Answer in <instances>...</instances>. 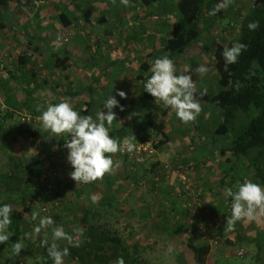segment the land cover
Segmentation results:
<instances>
[{"label":"crops","instance_id":"obj_1","mask_svg":"<svg viewBox=\"0 0 264 264\" xmlns=\"http://www.w3.org/2000/svg\"><path fill=\"white\" fill-rule=\"evenodd\" d=\"M136 1L128 0L125 4L122 0H0V64L4 60L8 61L11 73L8 81L0 85V109H5V112L0 110V122L5 127V120L16 121L19 113L25 110L39 116L38 108L42 111L49 103L65 99L81 114L90 113L95 117L103 109V102L112 94L122 103L124 111L114 109L117 120L113 121L110 133L120 130L129 117L142 130L149 113L152 114L155 122L145 130V135L149 136L153 129L158 128L160 136L168 139L166 145L157 151L154 158L139 166L120 153L114 154V159L122 161L121 166L112 174H105L97 181L83 184L82 187L86 189L74 192L77 207L80 208L81 204L86 207H83V211L94 209L96 204L90 196L95 193L100 196L96 206L99 208L103 206L104 197L113 198L114 195L110 194L115 193L116 200H112L116 205H108L110 209L115 207L120 210L119 206L124 205L128 212H174L175 204L181 202L172 192L175 177H165L162 168L168 163L174 169L194 163L196 170L192 172L190 180L201 189L203 201L210 212L208 218L205 216L201 219L203 227L200 236L197 234L198 240L194 241L189 236V243L210 245L207 264H218L222 258L237 256V251L241 249L248 252L258 238L264 239V224L253 223L254 220L238 221L231 227L227 224L231 212L223 211L229 202L231 204V197L226 195L225 190H235L234 181L237 182L238 171L225 172V159L220 155L221 146L217 139L212 138L204 143L207 130L205 124L210 119L204 105L196 120L188 123V129L182 133L192 130L191 136L181 140L175 136V130L172 131L168 126L166 116L158 113L155 106L150 110L146 100L140 96L142 79H147L151 74L149 71L143 73L141 66L144 62L151 65L158 56H162L163 42L171 35V23L165 19L167 16H164L162 1L149 6L140 0ZM169 16L174 18L172 14ZM67 31L72 32L69 42L62 46L57 44V38ZM212 35L221 34L213 32ZM205 36L202 46L212 50L214 46L209 42L207 32ZM179 61L176 62L178 72L196 73L195 62L193 64L189 61L190 64L187 61L192 66L187 67L179 65ZM194 81L198 87V80ZM25 90L30 91L29 97ZM118 91H124L126 98H120ZM160 104L164 105L162 102ZM164 108H167V116L174 112L170 107ZM158 114L162 117H158ZM216 116L217 112L214 114L215 119ZM24 129L21 126L19 132ZM176 130L179 131L178 128ZM128 132L129 135L134 134L131 129ZM141 135L144 136L142 131ZM50 138L55 139L53 144L59 146L61 154H64L61 157L66 159L68 150L64 142L68 137ZM170 145L172 148L168 150ZM207 172L211 176L204 178ZM155 178L159 179L158 185H155ZM116 188L121 189L117 195ZM149 192L156 195L151 205L148 204ZM87 202L92 203V206H87L90 205ZM257 217L260 218L259 215ZM255 224L257 227H254ZM139 226L135 232L136 238L129 241H142L143 245L145 243L141 238L145 224ZM240 228L246 231L248 239L238 233ZM215 239L219 242L212 245ZM256 245H259L258 256L264 251V245ZM235 246L239 249L235 250Z\"/></svg>","mask_w":264,"mask_h":264},{"label":"trees","instance_id":"obj_2","mask_svg":"<svg viewBox=\"0 0 264 264\" xmlns=\"http://www.w3.org/2000/svg\"><path fill=\"white\" fill-rule=\"evenodd\" d=\"M140 1L147 6L156 1H162L164 16L169 17L171 14L174 15L175 20L170 25L171 35L163 42L162 56L168 55L174 60L175 64L179 60H189L195 64L199 59L198 57L204 58L208 56L207 53H209V50L202 46V40L206 37L205 33H208L209 42L214 46L211 52L213 64L217 72L215 81L217 90L213 93H208L196 87V99L209 112V122H214L211 126L212 135L218 139L221 146L220 155L225 157V164L229 165L228 168L226 167L225 172L238 171V174H236L241 182H243L245 175L253 174L255 176V182L264 185V0H252L253 4L248 13L239 15V18H237L240 22L237 43H243L246 48L242 51L238 61L228 65L227 69L225 68L222 53L225 48L230 47L228 37L225 34L213 36L211 30L212 21L219 22L214 18L215 15L211 14V11L220 0ZM216 15L222 14L217 12ZM228 16L223 17V19L227 18L225 20L230 21V17L228 18ZM252 22L258 23V26L254 30L248 27ZM179 64L186 65L184 63ZM149 67L150 63L144 62L141 66L143 73L148 72ZM143 73L141 77H143ZM177 73L180 74L178 71ZM145 81V78L142 79L140 96L146 100L147 107L151 110L152 106L156 105L154 104L155 98L145 92ZM25 92H27L26 96L29 97L30 91L25 90ZM33 93L34 91H32ZM120 104L122 103L120 102ZM155 109L157 111V106H155ZM216 112V117L219 120L216 122L215 127H213L215 124L214 114ZM30 114L33 117L38 116L32 113ZM147 119L144 127L140 130L135 121L133 119L131 121L129 117L125 120L120 130H115L110 134L122 139L124 136L129 135L128 130L131 129L134 131V134L131 135L138 137L136 143L142 142L147 137L145 130L155 122L154 116L150 113ZM37 131V129L25 128L24 131L19 133L9 132L0 122V141L12 146L20 141L21 137L27 134L36 135ZM141 131L144 136L141 135ZM156 131L159 132L158 128ZM162 135L165 137L164 134ZM222 139L225 140L222 141ZM167 142L168 139L162 138L161 136L160 143L156 146L157 150H161ZM53 143L55 142L51 140V144L53 146L56 145ZM39 165L41 163L38 156L32 159L25 158L17 168L9 171V173L0 175V203L12 205V224L8 229L10 239L4 244H0V264H23L20 261V256L12 253V245L17 240L27 243L30 250L32 249L29 232L37 221L32 220V213L35 211L38 200L35 192L40 186L36 183L35 179L38 171L39 174L44 173ZM243 173L245 174L243 175ZM52 174H47L44 178V182L48 188L54 187V182L58 180ZM75 186L77 187L78 184H75ZM75 186L73 184L68 186L69 190L73 191L74 196L76 195L74 192L78 188ZM42 188V191L46 192L44 191L46 189L44 185H41L39 190ZM84 188L86 189V187ZM78 190L82 191L80 188ZM51 196H57L58 200L63 198L65 201L64 205L66 204L65 206L67 207L71 205L73 208H78L74 196H70L67 193H51ZM104 198L106 199L107 197ZM112 199L116 200V197L114 196L113 198L104 200L103 207L112 205ZM115 209L117 208H113V210ZM60 212H63L64 217H67L66 220L68 219L71 222V217L68 218L66 216L64 208L55 213L61 217L63 214ZM82 214L83 216L79 221L82 235L77 234L75 236L77 240L81 239L82 242L78 247L72 249L70 255L74 261L73 264H119L121 259L126 264L134 255L132 250L140 248L139 245L142 246V244L132 241H128L129 244L124 245L121 236L117 233L110 237L95 234L93 232L94 225H90L89 216L91 212L84 210ZM43 215L47 216V212ZM72 221H74V218ZM184 227L183 225L177 226L174 229L168 227L166 231L174 236H179L184 233L187 235L189 233L188 228ZM137 229L136 227L133 228L127 240H134L136 238L135 232ZM187 250L188 254L183 252L177 257L180 260L179 264H207L208 257L211 253L210 245L188 243ZM135 254L140 253L135 251ZM138 258L139 256H134L132 262L137 263ZM44 260L45 264H53V261L48 257L47 253L44 256Z\"/></svg>","mask_w":264,"mask_h":264},{"label":"rangeland","instance_id":"obj_3","mask_svg":"<svg viewBox=\"0 0 264 264\" xmlns=\"http://www.w3.org/2000/svg\"><path fill=\"white\" fill-rule=\"evenodd\" d=\"M220 2H221V0L218 1V3H220ZM252 4H253L252 0H229V3L227 4V6L225 8H223L221 11H219L220 14H222V15H216L215 14L214 18L217 19L219 22L214 21V20L212 21V23H211L212 32H215L217 34L218 33L225 34L226 37H228L230 47L232 46V44L234 42L237 43V37H238L239 28H240V22L238 21L237 18H239V15L247 14L248 11L250 10V8L252 7ZM229 14H230V16H228ZM225 15L228 16V18L230 17V21L229 20L226 21L225 19H227V18L223 19V17H226ZM165 19L167 21H169L170 23H172V21L174 20V18L171 16L165 17ZM204 42L207 45H209L208 42H206V41H204ZM207 54H208V56H206L204 58L198 57L199 59L196 63V66L204 65L207 67L208 71L205 74H203V76L198 75L197 73H190V74H192L193 80L194 79L198 80L197 86L200 89H202L208 93H213L217 90L216 82H215L216 78H217V72H216V69H215L214 64H213L211 49L209 50V53H207ZM188 62H189V60H188ZM188 62L184 61V60L179 61V63H182V64L184 63V64L188 65L187 67H190L191 65H189ZM184 68H186V67H184ZM201 76H202V78L199 79V77H201ZM2 83H4V82H2ZM2 83H0V85ZM0 103H2L1 94H0ZM0 106H1V104H0ZM155 106H157L158 113H161L162 115L163 114L168 115V112L166 113L167 108L165 109L164 105L156 104ZM0 110L4 111L5 109H0ZM173 110H174V112L171 113L170 116L166 115V120L168 121L167 124L170 128H172V131L175 130L174 131V132H176L175 136L178 139L183 140L184 138L191 136L190 133L192 132V130L187 131L186 134H182L185 132V129H188L189 124L188 123L187 124L182 123L176 117L175 109H173ZM157 116L162 117L159 114ZM18 117H19V119L16 121H11V120L7 119L3 122L5 127L9 130V132L18 133L21 126H23L25 128L37 129L38 131H37L36 135L27 134L26 136L21 137L20 141H18L16 144H14L12 146L4 144L0 141V175H4L6 173H9V171H12L15 168H17V166H19L20 163L22 164V162L25 160V158L32 159V158H35V156H38L40 163H41V165H39V166H41L42 170L44 171V173H40V174L38 171V175L36 176V179H35L36 183L40 185L39 188H41V185L42 186L44 185L46 189L48 188V186H46V183L44 182L45 175L50 174V173L51 174L56 173L57 174L56 177L58 178V180L56 182H54V187H50L47 190L44 189V191H46V192L42 191L43 188L41 190H39V188H38V189H36V192H35V195L38 198L37 204L35 207V211H38L41 216H44L43 214L47 212V216H51L53 218L54 224L50 227L42 229L40 235L36 238H33L32 228H31L30 232H29V237H30V241L32 244V249L30 250L27 243L22 242L24 244V249L19 254L20 261L23 264H45L44 256L47 253V250L45 247L41 246V240H47L49 242V244L52 243V230L56 226L62 225L64 230L67 233H69L70 235H72V237H73V241L71 244H69V242L66 240L56 241V243H58L61 248L69 247L70 248V254H71L72 249L75 247H78L79 244H81V242H82L81 239L77 240L75 238V236L77 234L82 235V231H81V227H80L81 225L79 224V221L83 216V214H82L83 207H85V205L82 206L81 204H79L80 208H77V209L71 207V205L70 206L68 205V207H67V206H65L66 204L64 205L65 201L63 200V198L58 200L57 196L56 197L51 196V193H54V194L67 193L70 196H74L73 191L69 190V187H68L69 185L73 184L75 186V184H78V188H80V189H82L84 187H81V186H83V183H77L75 180H73L71 178L70 173L72 171V167L68 163L67 157H66V159L61 157L64 154H61V150L59 149V146H57V145L53 146L51 144V140L55 141V139L50 138L52 133H50L48 130H45L43 128V126L42 127H38L37 125L33 126L32 122H29V120H36L37 122H40L37 119L38 116L33 117L29 113V111L25 110L23 112H20ZM218 120H219V118L215 119V124L213 127H215L216 122H218ZM207 123L208 124H205V125H207V130L204 127L205 132H206V134H205L206 137H205L204 143L209 142V139L214 138L212 135V130H211V126L213 125L212 121L207 122ZM177 128L179 129V131L176 130ZM190 129H192V128L190 127ZM31 138H37L40 141V143L30 141ZM215 139H217V138H215ZM173 140H174V137H173ZM223 140H225V139H222V141ZM65 143H66V141H65ZM223 144H225V143L223 142ZM168 147H169L168 150H170L172 148L171 145ZM168 150H167V152H168ZM222 158L225 159V157H222ZM222 158H221V160L223 161ZM60 160L62 162H60ZM168 162H170V161L168 160ZM168 164L172 168H174L173 165H171L170 163H168ZM224 165H226V164H224ZM177 166H175V167H177ZM194 166H195V170H196V164H194ZM226 167L228 168L229 165L227 164ZM244 174L245 173H243V175ZM210 176H211V174L207 172V174L205 175L204 178H208ZM190 177H191V175H190ZM254 177L255 176L253 174L252 175L248 174V176L245 175L243 181L244 180H251V181L255 182ZM105 181H107V180H105ZM238 182L242 183L240 181V178H238L237 182H235V183L237 184ZM78 188H77V190H78ZM118 190H121V189L116 190V195H117V193H119ZM112 191H114V189H112ZM154 192H149V196H148L149 203L148 204H150V205L156 196ZM172 192L174 194V188L172 189ZM70 193H72V194H70ZM49 194H50V196H48ZM102 194H104V193H102ZM111 195L115 196V193H111L110 196ZM95 196L97 197V200L94 203L97 206L99 204L98 199L100 198V196L99 195L98 196L95 195ZM74 198H76V197L74 196ZM90 198H91V196H90ZM180 200H181V202H178V204H175L176 211H174V212H172V211L165 212L166 210H164L163 212H128L126 210L127 208L124 205L119 206L120 210L117 209L119 211V212H117L116 209L113 210V209H110L109 207L101 206L99 208H96V206H95L94 209L93 208L89 209V212H91V215L89 216L90 217V225H92V224L94 225V231L93 232L97 235H100V236H109L110 237V236H113L114 234L117 233L119 236H121V238L124 242V245H126V244H129V242H128L129 240H127V238L130 235V233L132 232L133 228H135V227L139 228L140 227L139 225L147 224L146 227L143 228V234L144 235H142V238H141V239H143V242L145 244H143L142 246L139 245L140 248L132 250V253H134V255L128 260V262L126 264H179L180 260L177 258L179 256V254L183 253V252L188 254L187 244L190 242L189 236L194 241L198 240L197 234L199 233V236H200L201 227H203V222L201 219L205 216H207V218H208L209 217L208 212H210L209 209H207L208 207L205 206V202H204L205 200L203 201V206L199 209H196V210H191L188 207V201H185L182 199H180ZM72 201H74V200H72ZM103 201H104V198H103ZM81 202L82 201H80V203ZM112 203L114 205H116L115 201H113ZM88 204H90V205H87V206H90V207L92 206V203H88ZM63 208H64L66 216H68V218L71 217V219H70L71 222H69L68 219L66 220L67 217L66 218L64 217L63 212H60L63 214V215H61V217L57 216L56 213L63 210ZM45 209H46V211H44ZM93 210H94V212H92ZM205 212H207V213L205 214ZM223 212H231L230 202H229L226 210H224ZM259 216H260V218L257 217V219H254L253 223L264 224V214H261ZM73 218H74V221H72ZM76 218H78V219L76 220ZM217 218L220 219L221 217H217ZM200 220H201V222H200ZM142 221H143V223H142ZM38 222L39 221L37 219L35 224H37ZM256 224L254 227H257ZM181 225L185 226L184 228H188L189 234L185 235V233H184V234H181L179 236H174L170 232L166 231V228H168V227L174 229L177 226H181ZM77 228H78V230H77ZM68 229L70 230L69 232H68ZM241 230L242 229L240 228L238 233L240 232L242 235H245L247 237L246 231L245 230L241 231ZM253 232H254V230H253ZM212 237H214V236H212ZM246 239H248V237ZM215 240L218 241L217 239H215ZM255 242H256V244L264 245V239L263 238H258ZM141 243H142V241H141ZM256 244L253 245L254 247H252L251 250L249 249L248 252L246 250H244L247 254L243 258H240V257L233 255L232 257L222 258L218 264H264V262H263L264 261V251H261L259 253V255H258L259 257H258L257 254H258V246L259 245H256ZM235 247H234L235 250L239 249L238 246H235ZM169 248L172 249L171 252L168 251ZM135 251H138L140 254H135ZM134 256L135 257L139 256V258L137 259L138 260L137 263L132 262V259L134 258ZM188 258H189V256H188ZM73 262L74 261L72 260L71 255L65 257V259H64V264H73Z\"/></svg>","mask_w":264,"mask_h":264},{"label":"clouds","instance_id":"obj_4","mask_svg":"<svg viewBox=\"0 0 264 264\" xmlns=\"http://www.w3.org/2000/svg\"><path fill=\"white\" fill-rule=\"evenodd\" d=\"M127 3L128 0H122ZM229 0H221L212 9L215 15L227 6ZM257 22L248 25L249 29H255ZM246 46L243 43L234 42L231 47L225 48L222 56L225 68L238 61ZM151 73L144 82L145 92L155 98V103L161 102L171 109H175L176 117L182 123L196 120L201 112V105L196 99V86L192 74L177 73L174 60L168 55H163L151 62L148 69ZM198 75L205 74L208 69L204 65H198L194 70ZM120 98H126L124 91H118ZM115 108L124 111V106L113 94L103 102V109L93 117L92 114H81L80 110L67 99L58 103H49L37 119L42 123L45 130L52 133V137L61 138L67 136L68 140L64 147L68 150L67 161L72 167L70 176L77 183L89 184L112 174L121 166L122 161L114 159V154L133 153L137 150L135 135L124 136L122 139L110 134L113 121L117 120ZM135 115V113H133ZM233 188L225 190L226 195L231 197V216L227 217L229 227L238 221H249L264 214V185L244 180L237 183ZM93 202L97 197L91 196ZM46 211V209L44 210ZM38 223L32 228V236L36 238L42 229L54 224L51 216H41L38 211L32 213V220ZM12 224V205L0 203V244L10 239L9 226ZM66 240L72 243L73 237L67 233L62 225L52 230V243L41 240V246L47 250L48 257L53 264H64L65 257L70 255V248H61L56 241ZM24 249V244L17 240L12 245V253L19 255ZM172 251L171 248L168 249ZM119 264H124L123 259Z\"/></svg>","mask_w":264,"mask_h":264},{"label":"built area","instance_id":"obj_5","mask_svg":"<svg viewBox=\"0 0 264 264\" xmlns=\"http://www.w3.org/2000/svg\"><path fill=\"white\" fill-rule=\"evenodd\" d=\"M72 37V32L67 31L62 34L59 38H57L56 43L59 45H65L69 42ZM9 70L10 65L8 66V61L4 60L0 64V83L5 82L9 78ZM32 122L33 126L37 125L38 127H42L41 122H37L36 120H29ZM160 134L155 129L150 132V135L145 138L142 142H137V150L133 153H123L120 154L130 161H132L135 165H143L150 158H154L157 154L156 146L160 143ZM68 139V138H67ZM32 142L40 143L37 138H31ZM162 174L169 178L170 176L175 177V187H174V196L178 199H182L188 201V207L191 210L199 209L203 206V198L202 192L192 183L190 180V175L195 170V166L193 163L181 165L178 168L174 169L169 164H165L162 168ZM53 176H57L56 173L52 174ZM158 178H155L154 182L158 185ZM218 242L216 240H212V245H217ZM246 252L244 250L237 251V256L242 258Z\"/></svg>","mask_w":264,"mask_h":264}]
</instances>
